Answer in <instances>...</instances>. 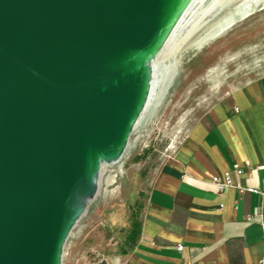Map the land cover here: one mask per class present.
I'll return each mask as SVG.
<instances>
[{"label": "water", "instance_id": "obj_1", "mask_svg": "<svg viewBox=\"0 0 264 264\" xmlns=\"http://www.w3.org/2000/svg\"><path fill=\"white\" fill-rule=\"evenodd\" d=\"M190 0H0V264H62Z\"/></svg>", "mask_w": 264, "mask_h": 264}, {"label": "crops", "instance_id": "obj_2", "mask_svg": "<svg viewBox=\"0 0 264 264\" xmlns=\"http://www.w3.org/2000/svg\"><path fill=\"white\" fill-rule=\"evenodd\" d=\"M173 145L146 188L134 243L106 263L264 264V74L218 95ZM213 175L244 190L218 192Z\"/></svg>", "mask_w": 264, "mask_h": 264}, {"label": "rangeland", "instance_id": "obj_3", "mask_svg": "<svg viewBox=\"0 0 264 264\" xmlns=\"http://www.w3.org/2000/svg\"><path fill=\"white\" fill-rule=\"evenodd\" d=\"M190 45L186 42L168 72L163 70L159 101L134 128L123 158L102 175L98 194L65 244L62 264H107V257L118 254L131 221H138L144 208L152 175L175 141L176 146L218 95L264 74V0L223 36L201 48ZM108 169L116 177L104 197Z\"/></svg>", "mask_w": 264, "mask_h": 264}, {"label": "bare ground", "instance_id": "obj_4", "mask_svg": "<svg viewBox=\"0 0 264 264\" xmlns=\"http://www.w3.org/2000/svg\"><path fill=\"white\" fill-rule=\"evenodd\" d=\"M259 1L260 0H240L232 4L234 0H190L187 8L183 12L184 14L180 17L166 43L150 64L151 83L149 97L135 128L142 123L150 113V110L159 101L163 89L165 88V86L163 88L161 85L163 70L165 69L166 72H168L170 64L175 61L174 58L181 47L186 42H188V44L190 42L192 49L201 48L206 43L223 36L237 21L250 15ZM227 6L231 7H229L227 11L220 12ZM173 146H175V144ZM114 165L115 162L102 164L98 187L100 186L102 175L106 169ZM108 172L109 173L105 177L106 186L103 192L104 197L107 194V186L112 182L114 177H116V173H112L114 170H109Z\"/></svg>", "mask_w": 264, "mask_h": 264}, {"label": "built area", "instance_id": "obj_5", "mask_svg": "<svg viewBox=\"0 0 264 264\" xmlns=\"http://www.w3.org/2000/svg\"><path fill=\"white\" fill-rule=\"evenodd\" d=\"M235 110H237L236 108H235ZM124 156V155H123ZM123 156H122V158H123ZM121 158V159H122ZM120 159V160H121ZM119 160V161H120ZM118 161V162H119ZM117 163V162H116ZM235 172H236V174L238 175V176H240L243 172H244V167H237L236 169H235ZM211 183L213 184V185H215V187H216V190L219 192V191H223V190H226V189H228V188H230V187H237L240 191H242V190H244V187L241 185V183H233L232 182V179H231V177L229 176V175H225L223 178H219L217 175H213L212 177H211ZM246 190H248V191H251V192H255V190L254 189H251V188H246ZM261 226H262V229H263V231H264V219L261 221ZM176 248H177V251L178 252H181L182 250H183V246L182 245H177L176 246Z\"/></svg>", "mask_w": 264, "mask_h": 264}, {"label": "trees", "instance_id": "obj_6", "mask_svg": "<svg viewBox=\"0 0 264 264\" xmlns=\"http://www.w3.org/2000/svg\"><path fill=\"white\" fill-rule=\"evenodd\" d=\"M137 230H138V221H135V222L131 221L129 229L125 235V241L130 243V244L134 243L135 238H136V234H137Z\"/></svg>", "mask_w": 264, "mask_h": 264}]
</instances>
